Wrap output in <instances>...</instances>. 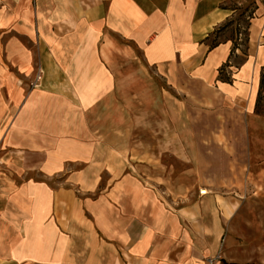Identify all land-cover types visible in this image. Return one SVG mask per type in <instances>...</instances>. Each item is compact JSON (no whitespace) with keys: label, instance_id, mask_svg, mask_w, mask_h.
<instances>
[{"label":"crops","instance_id":"1","mask_svg":"<svg viewBox=\"0 0 264 264\" xmlns=\"http://www.w3.org/2000/svg\"><path fill=\"white\" fill-rule=\"evenodd\" d=\"M254 1L246 60L228 84L219 71L233 43L209 40L240 0H0V264H204L219 253L220 264H264L261 225L239 201L199 194L201 174L171 176L153 150L129 161L144 172L90 159L66 127L69 107L90 108L115 88L106 59L116 38L168 81L227 95L264 61V1ZM62 98L65 113L45 108Z\"/></svg>","mask_w":264,"mask_h":264},{"label":"rangeland","instance_id":"2","mask_svg":"<svg viewBox=\"0 0 264 264\" xmlns=\"http://www.w3.org/2000/svg\"><path fill=\"white\" fill-rule=\"evenodd\" d=\"M240 1L242 6L232 5L234 17L209 40V44L231 40L241 50L222 73L232 82L236 69L246 60L250 18L257 4ZM114 42L106 64L114 69L115 88L90 108L69 107L74 120L67 121L66 127L73 125L75 138L89 148V158L105 156L108 163L124 161L128 172H144L140 165L135 170L129 161H143L147 151L153 150L169 175L182 174L190 180L192 171L198 177L201 174L202 184L196 187L199 194L210 190L239 201L241 214L252 226L261 225L264 237V116L252 110L264 61L254 71L250 65L248 74L245 68L225 95L217 84L204 86L187 77L170 82L145 62L136 45L125 39ZM40 80L37 77L33 89L40 87ZM42 90L49 95L57 91ZM63 100L52 101L45 108L61 115L67 110ZM83 113L88 126L82 121ZM81 167L75 164L74 169Z\"/></svg>","mask_w":264,"mask_h":264},{"label":"trees","instance_id":"3","mask_svg":"<svg viewBox=\"0 0 264 264\" xmlns=\"http://www.w3.org/2000/svg\"><path fill=\"white\" fill-rule=\"evenodd\" d=\"M229 23H231V22H229ZM219 44H220V42L219 43L210 44V48L214 49L217 46H219ZM237 49H239V47L237 45L233 46V50L231 52L230 58H232L235 55V52H236ZM229 61H230V59H229ZM229 61L227 62V64H225L220 69V71H219V80H221L224 83L232 84V81L227 76L225 78L222 77L223 76L222 73L225 72V70H227V68L230 67ZM254 112L257 115L264 116V73H262L261 77H260L259 88H258V92H257V98H256Z\"/></svg>","mask_w":264,"mask_h":264},{"label":"built area","instance_id":"4","mask_svg":"<svg viewBox=\"0 0 264 264\" xmlns=\"http://www.w3.org/2000/svg\"><path fill=\"white\" fill-rule=\"evenodd\" d=\"M201 194H202V192H201ZM222 259H223V255L221 253H219L218 255H216L214 257L206 258L204 264H220Z\"/></svg>","mask_w":264,"mask_h":264},{"label":"bare ground","instance_id":"5","mask_svg":"<svg viewBox=\"0 0 264 264\" xmlns=\"http://www.w3.org/2000/svg\"><path fill=\"white\" fill-rule=\"evenodd\" d=\"M262 173V172H261ZM208 192L206 190L202 191V194H207Z\"/></svg>","mask_w":264,"mask_h":264}]
</instances>
